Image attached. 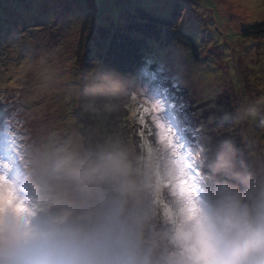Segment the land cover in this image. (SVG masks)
<instances>
[{"label": "clouds", "instance_id": "clouds-1", "mask_svg": "<svg viewBox=\"0 0 264 264\" xmlns=\"http://www.w3.org/2000/svg\"><path fill=\"white\" fill-rule=\"evenodd\" d=\"M55 78L42 74L41 87ZM133 89L142 95L99 64L78 96L118 102ZM228 118L264 130V96ZM191 135L183 147L158 132L137 144L55 133L34 142L19 175L0 176V264H264V149L247 131Z\"/></svg>", "mask_w": 264, "mask_h": 264}, {"label": "rangeland", "instance_id": "rangeland-1", "mask_svg": "<svg viewBox=\"0 0 264 264\" xmlns=\"http://www.w3.org/2000/svg\"><path fill=\"white\" fill-rule=\"evenodd\" d=\"M128 1L131 7L121 0H95L100 19L96 32L104 31L106 38L115 32H135L136 27L130 31L127 25L134 21L132 13L138 6L167 20L177 17L175 23L194 39L198 55V61L194 60L188 46L171 40V33L164 29L157 31L159 39L155 40L135 35L146 54V74L134 75L138 77L134 85L142 95L132 90L136 97L130 122L142 120L143 106L151 104L154 110L158 103L153 104L147 95L148 85L140 79L143 75L165 77L187 91L195 104L214 107L217 96L227 93L221 96L227 103L214 110L212 119L217 121H225L226 113L243 99L264 96V39L240 35L241 30L264 24V0ZM83 2L31 0L30 8L23 9L18 0H0V176L10 171L19 175L17 168L30 146L53 133L89 145L78 120L79 90L70 79L75 53L91 27V14L84 16ZM49 72L56 74L55 81L41 87L42 74ZM238 130L239 136L247 131L256 139L257 150L264 149L262 137L250 129Z\"/></svg>", "mask_w": 264, "mask_h": 264}, {"label": "trees", "instance_id": "trees-1", "mask_svg": "<svg viewBox=\"0 0 264 264\" xmlns=\"http://www.w3.org/2000/svg\"><path fill=\"white\" fill-rule=\"evenodd\" d=\"M18 1L22 4L20 6L23 9L30 8L28 5L31 0ZM83 1L85 5L83 14H85V17L91 14L89 23L91 27L88 32L86 31L83 34L84 38L75 53V71L70 75L74 88L79 90L81 80L85 76L92 75L99 64L119 70L132 78L133 82L138 79L134 75L146 74L143 69L146 65V54L140 47L142 40L135 35H141L144 39L155 40L159 39L157 31L164 29L168 34L171 33V40L187 45L194 60L198 61L195 41L180 30L178 24L175 23L177 17L173 16L172 19L167 20L136 6L133 11L134 14L132 13L134 21L129 23V26L127 25L130 31V28L136 27V29L133 28L135 32H128L127 34L115 32L112 35L110 34L111 38H106L104 31H102L103 34L96 32L100 19L96 3H94L95 0ZM121 2L129 5L128 0H121ZM240 35L243 38L256 37L264 39V24L253 25L241 30ZM99 38H101L100 43H96ZM140 79L148 85L147 95L152 96L149 97L152 103L154 104V101H157L161 110L160 107L153 110L151 104L146 105V108L143 106L142 120L138 119L136 123L134 121V123L130 122L128 115L136 97L132 90L125 99L118 102L103 101L87 104L79 100L78 108L81 117H78V120L82 125L86 145H90L103 135H118L130 143L137 144L143 137L151 139L153 135L157 132L161 133L167 126H170L175 133L176 147H183L182 144L177 142L187 145L192 140L191 130L205 125L213 136L231 135L236 138L240 137L238 128L231 125L229 118L225 121L212 119L214 110H221L224 104L227 103L225 100H221V96H226L227 93L222 92L217 96L215 106L210 107L209 104H195L191 101L187 91L174 87L165 77L143 75V78ZM230 113L231 111L226 113L228 117ZM154 115L158 117V120ZM249 131L264 139V130L256 128ZM245 162L247 161L245 160Z\"/></svg>", "mask_w": 264, "mask_h": 264}, {"label": "snow or ice", "instance_id": "snow-or-ice-1", "mask_svg": "<svg viewBox=\"0 0 264 264\" xmlns=\"http://www.w3.org/2000/svg\"><path fill=\"white\" fill-rule=\"evenodd\" d=\"M156 107H160L159 104H155ZM161 110V107H160ZM159 128V125H158ZM159 138L161 140H167L170 144H172L173 146L176 145V138H175V133L173 131V129L170 126H167L164 128V130L160 133Z\"/></svg>", "mask_w": 264, "mask_h": 264}]
</instances>
